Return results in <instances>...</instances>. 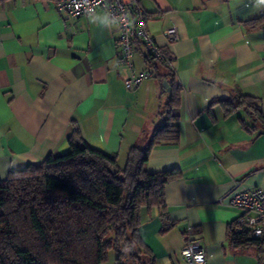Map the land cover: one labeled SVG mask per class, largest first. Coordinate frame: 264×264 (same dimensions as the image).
<instances>
[{
    "label": "crops",
    "instance_id": "0c3cea01",
    "mask_svg": "<svg viewBox=\"0 0 264 264\" xmlns=\"http://www.w3.org/2000/svg\"><path fill=\"white\" fill-rule=\"evenodd\" d=\"M137 2L146 30L172 56L180 91L172 109L178 139L154 146L144 169L176 167L181 174L165 185L162 207H141L140 236L155 264H185L188 230L201 239L208 264H264V243L231 244L238 210L220 201L238 180L264 187V129L245 110L226 114L216 102L241 93L264 113V26L245 24L264 13V4ZM170 27L178 32L172 43L164 34ZM119 34L105 9L68 18L54 0H0V180L67 152L74 126L89 146L117 154L121 167L129 148L163 122L167 92L158 77L124 86L129 68L120 60ZM132 65L152 71L142 44L134 43Z\"/></svg>",
    "mask_w": 264,
    "mask_h": 264
},
{
    "label": "trees",
    "instance_id": "16d2710c",
    "mask_svg": "<svg viewBox=\"0 0 264 264\" xmlns=\"http://www.w3.org/2000/svg\"><path fill=\"white\" fill-rule=\"evenodd\" d=\"M245 24L248 29L264 26V13ZM133 43L144 46L136 37ZM160 51L168 62L144 46L145 61L167 92L159 110L163 122L145 142L129 148L123 167L117 154L89 146L74 126L67 152L50 154L0 180V264H101L110 249L116 252V264H155L140 236V209L162 207L165 185L181 174L176 167L144 169L154 146L178 139V116L172 109L180 91L169 67L171 54ZM216 102L226 114L245 110L264 129V113L253 96L238 93ZM228 236L234 247L264 243L232 226Z\"/></svg>",
    "mask_w": 264,
    "mask_h": 264
},
{
    "label": "built area",
    "instance_id": "2783aa9c",
    "mask_svg": "<svg viewBox=\"0 0 264 264\" xmlns=\"http://www.w3.org/2000/svg\"><path fill=\"white\" fill-rule=\"evenodd\" d=\"M55 8L65 17L75 18L92 14L98 9H105L119 28L120 60L129 68V74L123 78L124 86L134 88L142 80L153 77V72H136L132 65L134 38H138L149 52L168 62L154 39L145 27V14L137 0H54ZM168 43L178 39L175 27L164 31ZM238 210L232 222L234 230L247 232L255 238L264 236V187H242V181H235L226 196L220 199ZM185 264H208L201 239L186 232V241L181 249Z\"/></svg>",
    "mask_w": 264,
    "mask_h": 264
},
{
    "label": "rangeland",
    "instance_id": "374dc122",
    "mask_svg": "<svg viewBox=\"0 0 264 264\" xmlns=\"http://www.w3.org/2000/svg\"><path fill=\"white\" fill-rule=\"evenodd\" d=\"M165 97V93H163ZM123 167V165L121 166ZM116 252L113 249L108 250L106 259L101 264H116Z\"/></svg>",
    "mask_w": 264,
    "mask_h": 264
},
{
    "label": "clouds",
    "instance_id": "9594fccd",
    "mask_svg": "<svg viewBox=\"0 0 264 264\" xmlns=\"http://www.w3.org/2000/svg\"><path fill=\"white\" fill-rule=\"evenodd\" d=\"M259 3L264 4V0H259Z\"/></svg>",
    "mask_w": 264,
    "mask_h": 264
},
{
    "label": "water",
    "instance_id": "95a60500",
    "mask_svg": "<svg viewBox=\"0 0 264 264\" xmlns=\"http://www.w3.org/2000/svg\"><path fill=\"white\" fill-rule=\"evenodd\" d=\"M164 85H166V84L164 83ZM113 172H115V170H113Z\"/></svg>",
    "mask_w": 264,
    "mask_h": 264
}]
</instances>
